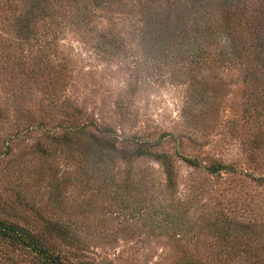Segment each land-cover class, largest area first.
Here are the masks:
<instances>
[{
  "label": "rangeland",
  "instance_id": "1",
  "mask_svg": "<svg viewBox=\"0 0 264 264\" xmlns=\"http://www.w3.org/2000/svg\"><path fill=\"white\" fill-rule=\"evenodd\" d=\"M0 220L63 264H264V0H0Z\"/></svg>",
  "mask_w": 264,
  "mask_h": 264
},
{
  "label": "trees",
  "instance_id": "2",
  "mask_svg": "<svg viewBox=\"0 0 264 264\" xmlns=\"http://www.w3.org/2000/svg\"><path fill=\"white\" fill-rule=\"evenodd\" d=\"M0 235L10 241L23 246L39 257L44 264H63L62 260L51 254L30 234L22 229L9 225L0 220Z\"/></svg>",
  "mask_w": 264,
  "mask_h": 264
}]
</instances>
